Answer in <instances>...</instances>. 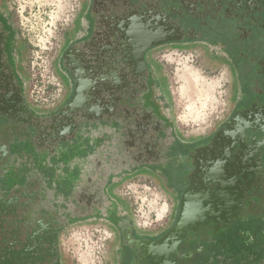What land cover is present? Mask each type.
I'll return each instance as SVG.
<instances>
[{
  "label": "flooded vegetation",
  "instance_id": "1",
  "mask_svg": "<svg viewBox=\"0 0 264 264\" xmlns=\"http://www.w3.org/2000/svg\"><path fill=\"white\" fill-rule=\"evenodd\" d=\"M91 3L89 32L63 59L81 108L50 117L29 110L19 47L0 10V264H60L61 232L95 214L114 219L117 264H264V0ZM189 40L221 43L239 83L253 81L219 131L179 147L151 102L146 53ZM87 118L94 125L75 129ZM79 132L93 145L68 188L58 183L61 166L44 169L25 146L50 158ZM145 168L174 196L162 231H142L132 212L116 217L104 205L110 174Z\"/></svg>",
  "mask_w": 264,
  "mask_h": 264
},
{
  "label": "rangeland",
  "instance_id": "2",
  "mask_svg": "<svg viewBox=\"0 0 264 264\" xmlns=\"http://www.w3.org/2000/svg\"><path fill=\"white\" fill-rule=\"evenodd\" d=\"M0 1V10L12 28L14 44L19 47L21 57L17 69L28 98L42 109L55 108L65 98L67 86L63 67L65 46L69 40L87 36L89 32V13L84 15L85 3L89 0ZM223 52L221 43L198 42L188 48L159 46L149 56L152 68L165 75L170 91V104L158 107L154 103V110L172 127L171 135L179 147L185 139L216 133L229 117L232 76L226 64L210 56ZM244 78L240 98L247 97L248 90L252 91L253 78L243 77L240 83ZM164 85L166 81L159 80L156 87L161 90ZM236 89V86L231 89V95ZM160 90L157 88L156 92ZM25 148L43 167L44 162L38 159L34 148L29 144ZM54 160L53 157L48 159L47 165L55 164ZM157 183L152 176L138 174L118 189L130 204L134 224L142 231H162L172 223H167L170 203ZM108 195L117 201L109 192ZM262 229L264 237V226ZM118 238L103 217L73 221L59 237L60 264H114V259L118 260L120 255Z\"/></svg>",
  "mask_w": 264,
  "mask_h": 264
},
{
  "label": "crops",
  "instance_id": "3",
  "mask_svg": "<svg viewBox=\"0 0 264 264\" xmlns=\"http://www.w3.org/2000/svg\"><path fill=\"white\" fill-rule=\"evenodd\" d=\"M93 1V0H92ZM86 6H87V9H85L84 11V15L87 13H89L88 16H90V8H91V0H89V3L87 4V2L85 3ZM82 37L78 38H74L72 40H69V43L66 44L65 46V49H64V52L66 50V52H68V50L70 48L73 47V45L75 43H77ZM198 42H203V41H199V40H189V41H186V42H183L182 44L178 45L180 48H188V45L190 44H196ZM205 43V42H204ZM159 46H164V45H159ZM159 46H156L155 48L159 47ZM153 50H150L149 52H147L146 54V59L147 61L149 62V78H150V95L152 96V103H156L157 106L159 107H162V105L164 106H168V104H170V91H169V87L167 86V80L165 79V75L163 74V76L161 74H158V72H156L152 66L150 65V63L152 62L149 58V56H151ZM217 53V52H216ZM218 54V53H217ZM18 59H17V62H20V57L21 55H18ZM211 57H214L219 63H223V64H226V67H227V70L229 71L230 75L232 76V80H231V85H230V110L231 108L237 104L241 98H240V95H241V87H240V83H239V78H238V75L235 76V74H233L232 72V69H233V64H232V61L229 60V58L224 55V52L221 54V55H210ZM212 59V58H210ZM151 61V62H150ZM155 62V61H154ZM153 63V62H152ZM19 64V63H18ZM155 65H159L158 63L155 62ZM234 69L236 70L235 68V65H234ZM66 77L67 79H65V83H67V86H66V91H65V98L63 99V101H61L62 103H59V105H57L55 108L53 109H42L36 105H34L33 103H31L30 99L28 98L27 96V102L29 104V110L39 116V117H50L52 115H58L62 109L64 108H68V110L70 111H75L77 110L78 108H81L80 107V104L78 102H81L82 100H75L74 99V96L72 94V85H71V81L70 79L68 80V75H67V72H66ZM159 78L160 81H163L165 80L166 81V85H164V89H161L156 85H158V82L159 80L157 79ZM23 79V78H21ZM154 82H157L156 85H154ZM162 83V82H161ZM23 84V83H22ZM237 87L236 89V92L234 93V95L232 94L231 95V89H233L234 87ZM238 86H239V89H238ZM159 89L160 91L156 92V89ZM164 90V91H163ZM239 90V91H238ZM163 91V92H162ZM27 95V94H26ZM78 104V105H77ZM165 116V115H164ZM165 118L168 120L169 122V118H167L165 116ZM94 121L95 120H91V118H87L86 120H84L83 122H80L79 123V126H74L75 129H77V127H82V126H89V125H94ZM173 125V124H172ZM76 130H74L75 132ZM73 132V134H74ZM72 136V135H71ZM70 136V137H71ZM91 135L89 133H87L85 136L82 134V132H79V134H75L74 137L72 138V140L70 141V143L74 144V145H80V146H85V144L87 145V143H89L90 145V142L91 140ZM101 137V136H100ZM99 137V138H100ZM208 137V136H207ZM88 138L89 141L86 139ZM203 138H206V137H203ZM203 138H199V139H185V143L188 145V146H191L193 144H195L197 141H200V139H203ZM184 139V138H183ZM68 141V139H66ZM99 140V139H98ZM65 140H62L60 142H63ZM42 157H44L46 155V151L44 149H42ZM53 154V153H52ZM52 156V155H51ZM153 170V169H152ZM140 173L143 172L142 174H146V175H149V176H152L154 178L157 177V173L158 172H154L145 168V169H140L139 171ZM138 175V174H137ZM136 175L133 173V172H130L128 170H120L118 172H115L113 174H110L107 179L105 180L104 184H103V195H104V198L106 200V202H104V205H106L108 207V205L110 207H112V213L113 215H115L116 217H119V215L121 216L122 214L125 213V215H130L131 213V208H130V204L129 202L124 198L122 197L119 193H118V189L119 187L125 182V181H128L130 179H133ZM160 188L162 189L164 195L166 196L168 202L170 203L169 206H170V212H169V215H168V219H167V223L169 221H173L174 219V214H173V201H174V196H173V193L171 190H169L167 187H165L163 184L161 183H158ZM108 192L110 194L113 195V197H115L117 199V201H113L112 198L109 197L108 195ZM113 202V203H112ZM106 209V208H105ZM101 217H103L104 219H109L106 215H102L100 214ZM107 217V218H105ZM110 220V219H109ZM113 228V226H112ZM116 227H114L115 229ZM117 234V237H118V233L116 232ZM117 252V251H116ZM119 260V259H118ZM118 260H115L114 259V264H117L118 263Z\"/></svg>",
  "mask_w": 264,
  "mask_h": 264
},
{
  "label": "trees",
  "instance_id": "4",
  "mask_svg": "<svg viewBox=\"0 0 264 264\" xmlns=\"http://www.w3.org/2000/svg\"><path fill=\"white\" fill-rule=\"evenodd\" d=\"M13 34V32H12ZM170 47H176V48H180L178 45H170ZM19 49V48H18ZM155 47L151 48V50H154ZM157 82H154V85H156ZM62 103V102H61ZM88 141L89 139L86 138ZM176 140V139H175ZM182 143V147L188 146L185 142H181ZM93 143L90 142L87 143V145L85 144V146H80V145H74L72 143H70L69 141H63L60 142L56 145V148L52 154V156H50V158H46L45 156L41 158V160H43V167L44 169L47 168V162L48 159L50 160L52 157L55 159V164H58L59 166L62 167V170L64 171L63 174L60 175V177H58L59 182L58 183H64L66 184V186L68 188L71 187V179L72 178H79L78 176V169L77 167L80 166L81 167V162H82V157L84 155V153L86 151L91 150ZM180 146V145H179ZM47 172H51L49 170H46ZM158 172V171H156ZM154 178V177H153ZM155 180H157L158 183H161L164 185V179H162V174L160 172L157 173V177L154 178ZM163 180V182H161ZM60 186H63V184H61ZM165 186V185H164ZM89 217H85V218H81V219H75L73 221L76 220H86ZM101 215L95 214V219L99 218L100 219ZM107 218V217H105ZM110 219V220H109ZM109 219H105L107 222H109V224L111 226H113V229L115 227V222L113 221V217L111 216ZM71 221V223L73 222ZM114 232L116 233V230L114 229Z\"/></svg>",
  "mask_w": 264,
  "mask_h": 264
},
{
  "label": "water",
  "instance_id": "5",
  "mask_svg": "<svg viewBox=\"0 0 264 264\" xmlns=\"http://www.w3.org/2000/svg\"><path fill=\"white\" fill-rule=\"evenodd\" d=\"M159 43L158 41L152 42V44H157ZM149 45H151V43H148ZM179 222V218L177 219V221L175 222V224H177Z\"/></svg>",
  "mask_w": 264,
  "mask_h": 264
},
{
  "label": "built area",
  "instance_id": "6",
  "mask_svg": "<svg viewBox=\"0 0 264 264\" xmlns=\"http://www.w3.org/2000/svg\"><path fill=\"white\" fill-rule=\"evenodd\" d=\"M30 99V98H29ZM30 101H31V103H33L34 105H36L37 106V103H36V101H32V99H30ZM155 189V188H154Z\"/></svg>",
  "mask_w": 264,
  "mask_h": 264
},
{
  "label": "bare ground",
  "instance_id": "7",
  "mask_svg": "<svg viewBox=\"0 0 264 264\" xmlns=\"http://www.w3.org/2000/svg\"><path fill=\"white\" fill-rule=\"evenodd\" d=\"M192 81V80H191ZM187 82H188V80H187Z\"/></svg>",
  "mask_w": 264,
  "mask_h": 264
}]
</instances>
